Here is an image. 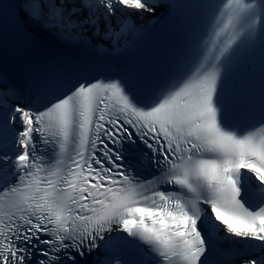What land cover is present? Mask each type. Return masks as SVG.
Returning a JSON list of instances; mask_svg holds the SVG:
<instances>
[{
	"label": "snow or ice",
	"instance_id": "1",
	"mask_svg": "<svg viewBox=\"0 0 264 264\" xmlns=\"http://www.w3.org/2000/svg\"><path fill=\"white\" fill-rule=\"evenodd\" d=\"M158 0H13L3 18L103 57ZM186 66L142 95L129 77L52 74L27 97L0 80V264H264L260 119L229 116L228 79L258 47L264 0H202ZM157 173L145 179L140 169ZM133 253L140 259L128 260ZM147 257L148 259H145Z\"/></svg>",
	"mask_w": 264,
	"mask_h": 264
}]
</instances>
